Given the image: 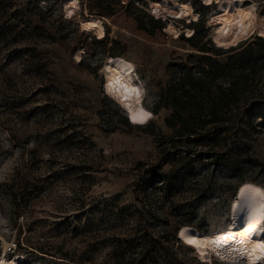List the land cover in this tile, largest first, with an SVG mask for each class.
<instances>
[{
	"label": "rangeland",
	"instance_id": "rangeland-1",
	"mask_svg": "<svg viewBox=\"0 0 264 264\" xmlns=\"http://www.w3.org/2000/svg\"><path fill=\"white\" fill-rule=\"evenodd\" d=\"M66 1L0 0V254L6 241L18 244L8 257L22 254L23 264H237L202 261L177 232L219 229L241 183L264 188V125L248 115L251 105L263 115L264 78L220 124L224 138L212 146L205 131L209 145L192 137L190 149L181 139L172 145L167 108L133 123L105 94L102 68L108 57L133 61L152 111L162 87L200 59L169 25L190 37L202 19L203 42L216 45L207 20L218 4L170 0L192 2L200 18L192 21L153 10L156 0H79L71 18ZM100 1L112 11L99 10ZM254 1L263 16L264 0ZM93 16L105 22L106 38L83 31ZM150 17L166 28L147 32Z\"/></svg>",
	"mask_w": 264,
	"mask_h": 264
},
{
	"label": "bare ground",
	"instance_id": "bare-ground-1",
	"mask_svg": "<svg viewBox=\"0 0 264 264\" xmlns=\"http://www.w3.org/2000/svg\"><path fill=\"white\" fill-rule=\"evenodd\" d=\"M207 4H218L207 20L208 26L215 28V43L222 47H232L257 33L264 37V16L258 12V4L248 0H204ZM79 0H67L64 4L69 17L76 15ZM151 8L159 13H170L192 21L199 20V13L194 10L190 1L173 2L156 0ZM82 29L94 33L99 38L107 37L105 22L100 17L82 20ZM168 31L179 37L181 34L170 24ZM192 29L188 33L193 35ZM227 33V34H225ZM81 56L78 55V59ZM105 94L113 98L129 115L131 121L138 125L147 124L155 117L144 104V87L134 79L136 64L126 57H108L103 65ZM139 93V95H137ZM143 113L150 116L143 123L134 122L143 118ZM264 188L257 182H243L230 209L229 222L219 229L202 233L195 226L183 225L178 230V237L189 247H193L202 260L219 254L229 263L264 264ZM189 241H194L190 243ZM4 253L0 254V264H23L24 256L8 257L7 242L4 241ZM231 251L227 249L230 247ZM233 250H236L232 252ZM245 263V262H244Z\"/></svg>",
	"mask_w": 264,
	"mask_h": 264
},
{
	"label": "trees",
	"instance_id": "trees-1",
	"mask_svg": "<svg viewBox=\"0 0 264 264\" xmlns=\"http://www.w3.org/2000/svg\"><path fill=\"white\" fill-rule=\"evenodd\" d=\"M98 3L99 10L104 13L112 11V7L107 3L102 1ZM167 23L168 21L160 17H150V23H144L142 26L153 34L156 25L164 29ZM201 26H204L202 19L193 23L192 36L185 37L183 33L180 35L181 39L187 40L199 52L200 59L197 60V65L174 75L171 82L162 87L152 109L156 115L162 108L170 110L171 114L164 122L168 128L174 130L175 141L172 145L174 143L180 145L178 140L181 139L180 142L185 143L190 149H193L190 145L192 137H196L197 143H201L203 147L209 145L206 139L209 130L212 132L209 136L212 142L210 145L214 146L215 141L224 138V134L221 133L223 126L220 124H227L234 119L232 109L240 104L247 92H253L264 78L263 36L249 37L233 47L223 48L216 46L211 38L203 42L205 36L199 31ZM248 110L250 118L261 117L259 125H264V110L263 115L261 112L258 113L253 105ZM126 120L130 125L128 118ZM145 130L155 133L152 125L146 126ZM160 175L164 180L171 179V175L167 172H161ZM147 246L151 250L152 242ZM39 249L44 250L43 253L53 255V248ZM155 249L156 246L153 250ZM149 250L143 254L146 255ZM124 256L123 251L119 254L118 260Z\"/></svg>",
	"mask_w": 264,
	"mask_h": 264
},
{
	"label": "built area",
	"instance_id": "built-area-1",
	"mask_svg": "<svg viewBox=\"0 0 264 264\" xmlns=\"http://www.w3.org/2000/svg\"><path fill=\"white\" fill-rule=\"evenodd\" d=\"M129 1H133V0H122V2L123 3H127V2H129ZM204 1V0H203ZM264 16V15H263ZM17 247H18V244L15 242V243H13V244H9V246L7 247V253H13V252H15L16 250H17ZM213 259H216V257L215 256H210V258H208V260H202V261H204V262H212L213 261Z\"/></svg>",
	"mask_w": 264,
	"mask_h": 264
},
{
	"label": "snow or ice",
	"instance_id": "snow-or-ice-1",
	"mask_svg": "<svg viewBox=\"0 0 264 264\" xmlns=\"http://www.w3.org/2000/svg\"><path fill=\"white\" fill-rule=\"evenodd\" d=\"M227 34V33H225ZM137 95H139V93H137ZM150 116V113H143V118L140 119L139 121H136V117L133 116V120L134 122H139V123H143L145 119H147ZM190 243H194V241H189Z\"/></svg>",
	"mask_w": 264,
	"mask_h": 264
}]
</instances>
